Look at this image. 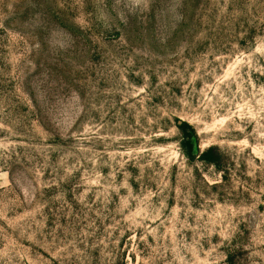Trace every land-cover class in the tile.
<instances>
[{"label": "rangeland", "instance_id": "1", "mask_svg": "<svg viewBox=\"0 0 264 264\" xmlns=\"http://www.w3.org/2000/svg\"><path fill=\"white\" fill-rule=\"evenodd\" d=\"M0 264H264V0H0Z\"/></svg>", "mask_w": 264, "mask_h": 264}, {"label": "trees", "instance_id": "2", "mask_svg": "<svg viewBox=\"0 0 264 264\" xmlns=\"http://www.w3.org/2000/svg\"><path fill=\"white\" fill-rule=\"evenodd\" d=\"M182 126L185 127L186 129H190L186 133V135L188 137V141H187V145H186V147H187L186 153L188 154V156H192V153L194 150V137H195L194 129L190 125L185 124V123ZM212 150H213V147H209L208 149H206L202 153L201 159L204 160L205 162H210V163L215 162L214 161L215 159H214L213 154H212Z\"/></svg>", "mask_w": 264, "mask_h": 264}]
</instances>
